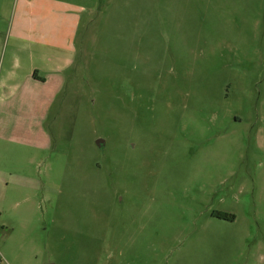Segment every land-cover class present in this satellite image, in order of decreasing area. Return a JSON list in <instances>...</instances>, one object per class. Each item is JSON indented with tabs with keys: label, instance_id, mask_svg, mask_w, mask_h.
I'll return each instance as SVG.
<instances>
[{
	"label": "rangeland",
	"instance_id": "1",
	"mask_svg": "<svg viewBox=\"0 0 264 264\" xmlns=\"http://www.w3.org/2000/svg\"><path fill=\"white\" fill-rule=\"evenodd\" d=\"M43 32L58 99L0 88V264H264V0H0L4 68Z\"/></svg>",
	"mask_w": 264,
	"mask_h": 264
},
{
	"label": "crops",
	"instance_id": "2",
	"mask_svg": "<svg viewBox=\"0 0 264 264\" xmlns=\"http://www.w3.org/2000/svg\"><path fill=\"white\" fill-rule=\"evenodd\" d=\"M37 23L39 26V22ZM49 27L50 22L44 21L38 31L41 32L44 29L48 33ZM57 41L45 33L44 36L39 34L28 38L12 39L8 68L3 67V62L0 63V88L5 91L15 90L21 82V87L26 86L33 89L46 85L48 78L54 77L56 85H54L51 99L54 103L63 92L66 73L64 65L61 67L60 63L50 64L53 63L50 58L51 48ZM58 51L54 46L52 52ZM43 110L32 108V114L35 116L33 124L38 125L39 129L37 128L36 131L42 130V133L44 132L43 120L45 121L49 115L50 108Z\"/></svg>",
	"mask_w": 264,
	"mask_h": 264
},
{
	"label": "trees",
	"instance_id": "3",
	"mask_svg": "<svg viewBox=\"0 0 264 264\" xmlns=\"http://www.w3.org/2000/svg\"><path fill=\"white\" fill-rule=\"evenodd\" d=\"M214 217L219 218L221 220H228V221L233 219V216L225 214V213H215Z\"/></svg>",
	"mask_w": 264,
	"mask_h": 264
},
{
	"label": "water",
	"instance_id": "4",
	"mask_svg": "<svg viewBox=\"0 0 264 264\" xmlns=\"http://www.w3.org/2000/svg\"><path fill=\"white\" fill-rule=\"evenodd\" d=\"M101 143V141H98L97 144L99 145Z\"/></svg>",
	"mask_w": 264,
	"mask_h": 264
}]
</instances>
